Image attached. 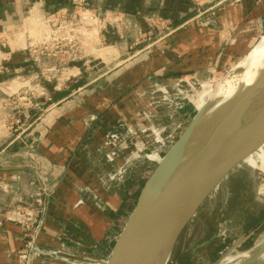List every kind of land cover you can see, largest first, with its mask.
<instances>
[{
  "label": "rangeland",
  "instance_id": "rangeland-1",
  "mask_svg": "<svg viewBox=\"0 0 264 264\" xmlns=\"http://www.w3.org/2000/svg\"><path fill=\"white\" fill-rule=\"evenodd\" d=\"M155 1L158 0H148L144 9L138 0H59L50 12H46L38 1L15 28L2 33L0 71L9 70L4 63H9L6 60L15 53L25 57L22 64L28 66V71L7 74L11 78L0 84V150L27 146L33 155H37L44 139L41 123L48 105L57 100L58 92L80 78L89 82L98 76L101 77L98 81L112 85L106 93L102 82L100 93L103 96L93 98L104 102V96L111 97L112 106L134 92L138 101L133 105V113L129 116L126 113L123 118L126 125L134 128L138 122L143 124L139 114L144 111L146 101L143 96L139 98L138 93L148 87V79H153L156 74L174 79L170 76L183 72L179 77L188 79L192 86L182 84L183 99L176 100L177 105L173 107L162 104L150 110L156 115L149 120L174 136L173 142L166 146L168 150L207 101L214 90V81L228 75L231 64L222 61L221 57L230 46L232 36L243 30L244 20L237 25L230 23L240 18L239 7L243 0H185L188 12L182 18L159 13L161 11L155 10ZM221 23L227 25L226 30ZM248 23L251 32L258 33L257 19ZM206 29L221 37L220 46L217 45L219 39L214 38L210 49L205 51L210 39ZM256 36L259 37V33ZM190 55L192 57L187 59ZM61 95L70 96L69 100L78 97L69 93ZM90 96L92 92H83L80 101L84 102ZM160 112L164 113L163 117ZM29 118L35 121L33 126L26 125L27 121L30 124ZM147 124L146 121L144 125ZM147 135L150 139V132ZM135 136L141 140L139 134ZM247 164L255 165L250 158ZM152 165L155 169L157 163ZM242 169L236 179L239 188L227 208L222 213L218 211L224 195L207 203L179 237L167 264H211L232 241L264 219V177L260 180L252 176L247 166ZM151 173L145 176L146 180ZM138 176H130L129 184L141 183ZM146 180L142 185L137 184L138 187L142 188ZM32 203L36 204L29 202ZM222 220L228 222L225 243L216 242L200 252L198 246L216 233ZM262 240L264 227L241 244L232 256L249 250Z\"/></svg>",
  "mask_w": 264,
  "mask_h": 264
},
{
  "label": "crops",
  "instance_id": "crops-1",
  "mask_svg": "<svg viewBox=\"0 0 264 264\" xmlns=\"http://www.w3.org/2000/svg\"><path fill=\"white\" fill-rule=\"evenodd\" d=\"M38 1L44 5L46 12L52 11L53 6L59 2L0 0V36L7 27L15 28ZM138 1L143 3L144 9L147 8L148 0ZM184 1L158 0L154 3L155 10L182 18L188 12ZM239 9L240 18L230 23L237 25L244 20L243 30L232 36L230 46L221 57L222 61L231 64V68L232 63H238L264 34V0H243ZM253 19H257L259 37L256 36L258 33L251 32L249 28L248 21ZM221 24L224 29L227 27ZM205 32L210 35L205 51L210 49L214 38L217 41L219 39L217 45H221L220 36H214L208 29ZM236 45L238 47L234 53ZM24 58L15 53L6 60L9 63H4V66L9 67V70L0 71V84L6 83L13 74L28 71V66L22 64ZM182 73L171 75L170 78L181 76ZM157 76L154 75V79H169ZM100 78L95 76L89 82L80 78L57 93V100L48 105L47 114L41 123L44 139L37 155H33L27 146L20 147L26 149L24 153L7 154L8 151L18 149V146L6 151L0 150V264H44L21 257V253L27 249L30 231L12 219L24 218L23 214L30 208L36 220L42 223L33 245L37 249L49 251L64 246L80 258L87 256L105 261L109 257L131 213L126 198L130 175L120 185L109 182L107 173L110 166L103 162L98 149L103 145L104 135L117 130V121L123 119L126 113L128 116L133 113V105L138 99L134 92L115 103V106H112L111 97L104 96V102L93 99L96 95L103 96L100 93L103 82L98 81ZM104 84L103 89L108 93L113 87L109 83ZM83 92H92V96L81 102ZM61 93L78 97L69 100L70 96L64 97ZM160 114L163 117L164 113ZM29 122L26 125L33 126L35 123L33 118H29ZM136 185L132 184L134 189ZM30 201L36 204H29ZM227 225L228 222L223 220L218 223L216 233L198 246L199 251L216 242L224 244Z\"/></svg>",
  "mask_w": 264,
  "mask_h": 264
},
{
  "label": "water",
  "instance_id": "water-1",
  "mask_svg": "<svg viewBox=\"0 0 264 264\" xmlns=\"http://www.w3.org/2000/svg\"><path fill=\"white\" fill-rule=\"evenodd\" d=\"M254 46L226 78L239 71ZM210 99L144 183L104 264H167L179 237L207 203L224 195L218 211L227 208L239 188L236 179L242 167H249L251 175L260 180L264 177V68L254 85L237 99L209 109ZM24 152L25 148H18L7 154ZM249 158L254 167L247 164ZM262 227L264 219L211 264H264V240L232 256Z\"/></svg>",
  "mask_w": 264,
  "mask_h": 264
},
{
  "label": "built area",
  "instance_id": "built-area-1",
  "mask_svg": "<svg viewBox=\"0 0 264 264\" xmlns=\"http://www.w3.org/2000/svg\"><path fill=\"white\" fill-rule=\"evenodd\" d=\"M9 29L7 27L3 33ZM147 82L148 87L138 93V97L141 98L143 96L146 101L144 102V111L139 114L143 124L138 122L133 128L131 125H126L123 119L118 120L116 123L117 130L107 132L103 138V145L98 149L103 162L110 166L107 179L116 185L124 182L131 167L135 164L141 162L159 163L162 153L173 142L174 136L171 133H166L164 127L158 128L152 123V120H149L150 118L153 119V116L156 115V112L151 113L150 110H155L156 107L162 104L167 107L177 105L176 100H182L184 97L182 90L183 83L187 87L192 88L188 79H183L179 76L165 81L149 78ZM149 95L150 97H148ZM153 95L154 97H152ZM146 121L149 125H144ZM149 132L151 135L150 139H148L147 135ZM136 134L140 135L141 140L136 138ZM32 211L33 209L30 208V210L25 211L23 214L24 218L12 219L23 229L30 231L27 249L21 253V257L24 260H36L44 264L105 263L104 260H96L87 256L80 258L74 251L64 246H58L49 251L34 247L35 237L39 235L42 223L36 220V216L32 214Z\"/></svg>",
  "mask_w": 264,
  "mask_h": 264
},
{
  "label": "bare ground",
  "instance_id": "bare-ground-1",
  "mask_svg": "<svg viewBox=\"0 0 264 264\" xmlns=\"http://www.w3.org/2000/svg\"><path fill=\"white\" fill-rule=\"evenodd\" d=\"M227 16V15H226ZM227 18V17H226ZM254 20L253 22H255ZM224 22V21H223ZM258 27V26H257ZM208 39V38H207ZM206 39V42H207ZM237 64H233L232 68ZM239 71L229 78H222L215 80L213 83V92L211 91V99L209 109L215 106L221 105L230 99L238 98L244 91H247L249 87L253 86L258 80L261 71L264 68V35L258 40V43L254 46L252 51L247 55L243 63L239 66ZM222 78V79H221ZM221 79V80H220ZM216 83V84H215ZM215 84V85H214ZM209 92L205 97L209 95ZM102 101V100H101ZM206 106V101L203 102L200 109ZM194 146H190L189 150ZM232 257H229L230 261Z\"/></svg>",
  "mask_w": 264,
  "mask_h": 264
},
{
  "label": "trees",
  "instance_id": "trees-1",
  "mask_svg": "<svg viewBox=\"0 0 264 264\" xmlns=\"http://www.w3.org/2000/svg\"><path fill=\"white\" fill-rule=\"evenodd\" d=\"M166 123V122H165ZM165 152V151H164ZM148 163L146 162H141V163H138V164H135L134 166L131 167L130 171L128 172L127 176L130 175V176H134L135 174L138 176L137 178H139V182H141V184L144 182V180H146L145 176H147L149 173L152 172V170L154 169V166L152 165V163L150 165H147ZM127 176L124 180V182L126 181L127 179ZM131 178V177H130ZM129 178V179H130ZM123 182V183H124ZM140 183H138L139 185ZM138 185H136L137 187L134 189V187L132 185H129L127 189V192H126V195H127V201L130 203V211H132L135 203H136V199L138 197V194H139V188L140 186L138 187ZM141 189V188H140ZM133 190H134V193H133ZM136 190V192H135ZM132 192V193H131ZM261 221V220H260ZM259 222V221H258ZM257 222V223H258ZM256 223V224H257Z\"/></svg>",
  "mask_w": 264,
  "mask_h": 264
}]
</instances>
